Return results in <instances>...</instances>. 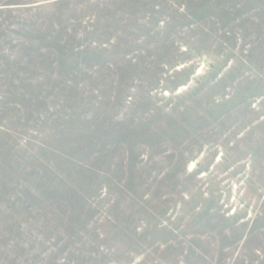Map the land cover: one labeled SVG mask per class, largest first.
<instances>
[{
    "label": "rangeland",
    "instance_id": "rangeland-1",
    "mask_svg": "<svg viewBox=\"0 0 264 264\" xmlns=\"http://www.w3.org/2000/svg\"><path fill=\"white\" fill-rule=\"evenodd\" d=\"M0 264H264V0H0Z\"/></svg>",
    "mask_w": 264,
    "mask_h": 264
}]
</instances>
